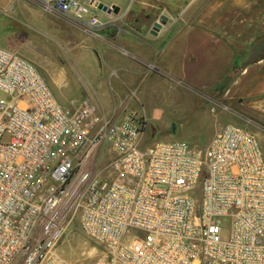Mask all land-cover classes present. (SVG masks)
Segmentation results:
<instances>
[{
  "label": "built area",
  "instance_id": "1",
  "mask_svg": "<svg viewBox=\"0 0 264 264\" xmlns=\"http://www.w3.org/2000/svg\"><path fill=\"white\" fill-rule=\"evenodd\" d=\"M83 33L94 0H33ZM144 110L64 108L35 65L0 47V264H81L58 252L69 215L90 264H264V150L247 128L207 143L144 140ZM109 147L93 172L92 153ZM18 259V261H16Z\"/></svg>",
  "mask_w": 264,
  "mask_h": 264
},
{
  "label": "crops",
  "instance_id": "2",
  "mask_svg": "<svg viewBox=\"0 0 264 264\" xmlns=\"http://www.w3.org/2000/svg\"><path fill=\"white\" fill-rule=\"evenodd\" d=\"M172 4L162 7L160 16L167 21L156 35L150 34L155 22L148 26L101 11L102 26L94 34L77 28L91 43L74 55L78 98L112 120L140 105L148 123L145 137L183 121L177 126L186 138L198 139L188 142L195 146L221 123L264 136V0ZM46 18L42 7L30 2V30L39 31L43 23L44 34ZM176 129L173 125L171 133Z\"/></svg>",
  "mask_w": 264,
  "mask_h": 264
},
{
  "label": "rangeland",
  "instance_id": "3",
  "mask_svg": "<svg viewBox=\"0 0 264 264\" xmlns=\"http://www.w3.org/2000/svg\"><path fill=\"white\" fill-rule=\"evenodd\" d=\"M100 4L112 3L108 7L116 5L120 8L117 13L125 17L144 21L148 26L158 21L164 7L171 8L173 2L187 0H94ZM30 2L33 0H0V47L16 52L30 60L46 81L55 99L64 107L69 104H77L81 101L78 98V87L80 82L76 73L75 51L83 47H89V43L78 31L77 27L68 20L46 13L44 34L42 24L40 30H30ZM38 4V3H37ZM41 6V5H40ZM163 7V8H162ZM101 16V12H96ZM118 15V16H119ZM79 30V29H77ZM80 31V30H79ZM79 78L85 83V79L79 72ZM140 110V105L137 106ZM222 122V121H221ZM186 123L174 122L176 130L171 133V127L160 132L147 135L146 143L156 140H198L196 138H186L182 125ZM251 131V130H250ZM262 150H264V136H257ZM161 135V136H160ZM164 135V136H163ZM201 147L207 143L206 139L200 138ZM111 153L109 147L103 145L92 153L93 172L103 170L109 163ZM71 213L65 223L66 232L59 244L58 252L71 259L73 262L81 264L92 263L95 255V247L85 237L82 236L76 219L71 220ZM18 261V259L16 260ZM14 264H20L15 262Z\"/></svg>",
  "mask_w": 264,
  "mask_h": 264
},
{
  "label": "water",
  "instance_id": "4",
  "mask_svg": "<svg viewBox=\"0 0 264 264\" xmlns=\"http://www.w3.org/2000/svg\"><path fill=\"white\" fill-rule=\"evenodd\" d=\"M94 5L102 13L117 14L119 12V7H117L115 5L108 7L106 5L100 4L97 1L94 2ZM166 21H167V17L160 16L159 20L152 25L151 30H150V34L156 35L158 33L159 29L161 28V26L164 25L166 23Z\"/></svg>",
  "mask_w": 264,
  "mask_h": 264
}]
</instances>
